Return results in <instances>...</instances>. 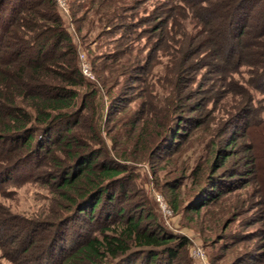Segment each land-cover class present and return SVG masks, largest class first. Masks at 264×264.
<instances>
[{"label":"trees","instance_id":"trees-1","mask_svg":"<svg viewBox=\"0 0 264 264\" xmlns=\"http://www.w3.org/2000/svg\"><path fill=\"white\" fill-rule=\"evenodd\" d=\"M49 1L50 6L45 9L46 0L35 4L32 0H0V142L14 144L15 155L5 157L6 161L13 159V164L21 165L36 157L40 173L49 179L55 193L48 212L36 220L19 215L9 219L0 216V246L14 239L12 242L17 243L14 255L21 251L25 254L17 260L22 264H177V258L189 241L162 230L151 219V212L147 216L131 214L134 209L143 207L140 199H132L127 205L118 200V189L125 198H132L123 189L122 179L128 172L123 162L151 160L171 136L173 141L185 138L188 126L199 128L203 124L201 116L207 100L198 99L196 90L179 84L183 76L187 81L188 70L195 73L204 69L206 74H219L215 78L222 82L233 81V75L246 72L250 74L247 83L264 92V0H163L155 6L153 12L158 15L147 18L154 20L148 32L154 34L155 41L149 51L161 49L159 46L163 44L166 50L169 42L178 50L177 54H168L175 67L173 100L164 115L170 124L164 127V123H159V131L156 129L144 138L140 136L143 135L141 130L136 132L137 120L133 121L131 138L137 137L134 148L130 152L128 149L119 151L113 145L112 156L106 154L107 145L101 137L105 103L94 99L101 90L85 81L77 64L76 39L65 26L56 2ZM96 1L99 14L109 7V4L106 6L109 0H92L91 3ZM110 2V5L119 4L120 0ZM115 10L111 14L120 22L117 26L130 29L132 23H125L127 8L121 9L122 13ZM72 15L74 18L75 12ZM185 20L191 21L193 31H188ZM75 23L74 18L75 31L80 33L82 28ZM110 23L107 25L111 26ZM123 53L124 49H117L115 58ZM143 59L119 64L120 72L114 76L111 67L107 82L117 84L118 76L138 70L150 71L151 55ZM107 82L102 88L105 87L112 100L105 108L108 131L112 118L109 111L120 101L123 88L111 95L112 85L107 87ZM83 86L90 87L91 93L82 91ZM85 110L87 116H83ZM140 113L138 111L137 115ZM242 113H227L231 118L224 132L230 131L239 118L254 122L253 112ZM84 128H89L88 133H83ZM237 133H228L221 140L222 147L216 148L214 158L193 171L198 179L196 183L200 184L186 207L190 212L199 213L207 201H215L231 190L230 182L229 185L219 184L220 179L254 171L255 160L249 154L242 157L241 170L230 173L231 168H225L236 153L233 146ZM11 170L10 165L0 173ZM180 180L183 179L171 180L166 184L169 194L164 192L174 211L180 206L177 191ZM205 195L202 206L195 207V202ZM82 217L88 219L87 223L94 220L105 223L98 235L75 231L74 245L67 249L61 246L69 224L78 223ZM230 222L227 218L222 233ZM222 238L220 235L219 240ZM230 238L234 239L235 235ZM250 254L246 253V258L252 259L253 254Z\"/></svg>","mask_w":264,"mask_h":264},{"label":"rangeland","instance_id":"rangeland-1","mask_svg":"<svg viewBox=\"0 0 264 264\" xmlns=\"http://www.w3.org/2000/svg\"><path fill=\"white\" fill-rule=\"evenodd\" d=\"M32 1L34 4L40 2V0ZM54 1L65 21V26L76 39L74 45L78 50L79 70L81 71V53H83L91 67L92 75L88 77L82 71L81 73L87 83H93L101 90L100 95L96 94L94 99L105 103L101 137L107 145L106 154L112 156L113 145L119 151L128 149L130 152L134 148L137 135L135 134L136 138H131L134 135L132 131L134 129H131L133 121L137 120L136 132L141 130L143 135L140 136L144 138L150 135V132L158 130L159 123H164V127L169 126L170 123L167 122V118L164 119V115L168 110V104L173 100L171 88L175 81V67L171 64L168 54H177L178 50L169 42L166 50L163 44L159 46L161 49L149 51L155 41L154 34L148 32L154 20L147 19L148 17L153 19L158 15L153 10L163 0H120L119 4L111 5L109 0L106 6L109 4L110 8L103 5V8H106L101 14L98 13L97 1L91 3L92 0H62L67 11L58 0ZM49 2V0L44 2L45 9L50 6ZM117 5L121 8H117ZM123 8H127L125 23H132L130 29H127V26L121 28L117 26L120 22L111 14L114 9L122 13ZM72 12H75L76 26L82 28L80 33L75 31ZM190 22L184 21L188 31L193 28ZM109 23L111 26L107 25ZM122 34L125 35L124 38H121ZM117 49H124L125 53L115 58ZM148 54L152 57L150 71L138 70L129 72L127 76H118L117 84L107 82V78H110L108 70L111 67L113 76L117 75L120 72L119 64H126L130 60L134 63L137 58L140 61L144 60L143 58ZM104 64H106L105 69H102ZM185 74L187 81L183 76L179 83L181 87L188 86L192 91L196 90L198 99L207 100L205 112L203 117L201 116L203 124L199 128H195L194 125L188 126V134L185 138L180 137L173 141L171 136L164 142V148L151 160L123 162L128 166V172L122 179L123 189L132 198H125L123 192L118 189V200L123 205H127L132 199H140L143 207L134 209L131 214L142 213L147 216L151 212V219L162 230L189 241L177 258V264H204L194 254L198 248L205 252L208 264H264V92L247 83L250 74L246 72L233 75V81L225 79L223 82L215 78V75L219 74H206L204 69L195 73H190L188 70ZM127 77H129L128 81ZM104 82H107V87L112 85L111 95L123 88L120 101L114 103L112 112L109 111L112 118L108 131L105 123L107 114L105 108L112 100L106 93L105 87L102 88ZM82 91L91 93L92 90L83 86ZM209 97H212L211 101ZM138 111L141 113L137 115ZM229 111H232L233 115L244 111L253 112L256 118L252 117L254 120L252 124L244 118H239L230 131L224 132L228 125L227 120L231 118V115L230 117L227 115ZM87 114L88 111L85 110L83 116ZM137 116L139 117L136 118ZM82 131L88 133L89 128H84ZM231 131L238 132L233 146L236 153L226 162L225 168L230 167V173L241 170L242 157L249 154L255 160L254 171L248 175L237 173L220 179L219 184L229 185L230 182L231 190L224 192L215 201H207L199 213L190 212L186 207L200 184L196 183L198 179L192 174L193 171L207 165L214 158L216 148L222 147L221 140ZM161 136L158 139L161 140L164 134ZM92 146L97 147L95 144ZM13 148L14 144L10 142H0V171L10 165L13 169L10 172L0 173V216L9 219L8 217L19 215L28 220H36L42 213L48 212L55 193L48 183L49 179L40 173L36 165V157L21 165L13 164V159L6 161L5 157L15 155L16 150ZM101 157L104 158L105 154ZM106 158L110 159L109 156ZM216 175L219 177L220 171ZM177 177L183 180H180L181 185L177 190L180 206L178 211H174L164 192L169 194L166 184ZM205 197L206 195L201 197L194 206H202ZM162 202L169 207V213L163 210ZM227 218L231 219V222L222 233ZM87 220L82 217L77 221L78 223H70L66 240L60 245L66 249L72 247L75 231L98 235L99 228L105 223L104 220H94L92 223H87ZM145 222L147 223L148 220ZM220 235L223 236L221 240H219ZM233 235L235 238L231 239ZM13 240L9 239L0 246V264H22L17 260L20 255L25 254L21 251L18 255H14V252H17L14 250L17 243L12 242ZM246 253L253 254V258H246ZM59 257L58 255L57 259Z\"/></svg>","mask_w":264,"mask_h":264},{"label":"built area","instance_id":"built-area-1","mask_svg":"<svg viewBox=\"0 0 264 264\" xmlns=\"http://www.w3.org/2000/svg\"><path fill=\"white\" fill-rule=\"evenodd\" d=\"M59 3L62 5V7L64 8V10H66L67 8L65 7V2H63L62 0H58ZM67 11V10H66ZM81 58H82V63H81V71L84 75L90 77L92 75V71H91V67L90 65L87 63L86 59H85V55L83 53H81ZM162 208L163 210H165L166 212H170L169 207L162 202ZM195 256L200 259L204 264H208L207 261V256L205 254V252L198 248L197 250H195L194 252Z\"/></svg>","mask_w":264,"mask_h":264}]
</instances>
